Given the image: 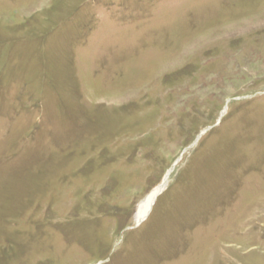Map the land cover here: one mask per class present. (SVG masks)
<instances>
[{
    "label": "rangeland",
    "instance_id": "rangeland-1",
    "mask_svg": "<svg viewBox=\"0 0 264 264\" xmlns=\"http://www.w3.org/2000/svg\"><path fill=\"white\" fill-rule=\"evenodd\" d=\"M0 264H264V0H0Z\"/></svg>",
    "mask_w": 264,
    "mask_h": 264
},
{
    "label": "bare ground",
    "instance_id": "bare-ground-1",
    "mask_svg": "<svg viewBox=\"0 0 264 264\" xmlns=\"http://www.w3.org/2000/svg\"><path fill=\"white\" fill-rule=\"evenodd\" d=\"M166 184V182L164 183ZM165 187L159 186L155 189H153L151 192H149L138 204L137 209H136V214H135V220L137 222L143 221L147 215L150 209L152 208L155 199L159 196L161 192H163ZM153 210V209H152ZM150 218V217H149ZM148 218V219H149Z\"/></svg>",
    "mask_w": 264,
    "mask_h": 264
},
{
    "label": "water",
    "instance_id": "water-1",
    "mask_svg": "<svg viewBox=\"0 0 264 264\" xmlns=\"http://www.w3.org/2000/svg\"><path fill=\"white\" fill-rule=\"evenodd\" d=\"M168 175H169V173H167V174L165 175V177L163 178V181L167 180ZM163 186H164V185H163ZM138 223H140V222H138Z\"/></svg>",
    "mask_w": 264,
    "mask_h": 264
}]
</instances>
